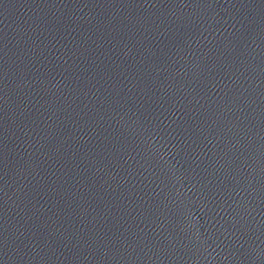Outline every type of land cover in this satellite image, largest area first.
<instances>
[{"label": "water", "instance_id": "95a60500", "mask_svg": "<svg viewBox=\"0 0 264 264\" xmlns=\"http://www.w3.org/2000/svg\"><path fill=\"white\" fill-rule=\"evenodd\" d=\"M0 264H264V0H0Z\"/></svg>", "mask_w": 264, "mask_h": 264}]
</instances>
